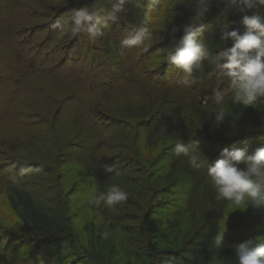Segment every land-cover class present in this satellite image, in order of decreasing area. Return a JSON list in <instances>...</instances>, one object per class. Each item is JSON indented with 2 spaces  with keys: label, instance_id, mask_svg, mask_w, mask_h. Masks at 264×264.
Instances as JSON below:
<instances>
[{
  "label": "rangeland",
  "instance_id": "1",
  "mask_svg": "<svg viewBox=\"0 0 264 264\" xmlns=\"http://www.w3.org/2000/svg\"><path fill=\"white\" fill-rule=\"evenodd\" d=\"M46 1L49 6L42 0H34L33 3L30 1L28 13L17 10L16 14H13L17 8L15 4H11L13 0H0V236L14 238L22 245L26 242L23 223L4 195L7 185H22L33 193L38 206L47 213L59 212L70 215L76 245L86 247L92 255L91 259L94 258L96 261L93 264L99 262L124 264L125 257L119 254L120 248L117 247L119 239L124 238V232L121 234L120 228L109 231L112 229L109 225L113 223L111 221H108L103 229L100 228L102 220L95 212V208L89 204L93 192L91 187L93 179L88 175L87 163L92 156V146L98 144L101 148L98 155L108 158L114 165V171L107 175L112 184L119 185L124 191L128 186L137 191L132 211L134 214L131 213L132 219L125 225L128 227V235L143 245L141 241L144 240V233L148 228L144 226L147 213H144V217L141 216L144 205L145 211L153 213V219L156 220L149 222L152 240L148 244L153 246V239H161L159 251L173 250L169 248L171 245L169 241L172 240L164 239L165 228L158 226L157 219L165 218L164 210L172 207L171 201H175L173 205L183 207L182 200L185 201L189 195V185L185 184L175 192L174 187L179 185L177 181L170 184L162 176L169 170L171 161L180 159L186 161L185 164L188 163L186 157H178L173 151L172 141L182 140L185 143V139L173 137L176 135L175 132L169 130V137L167 136L156 148L147 149L143 140L145 132L143 134L138 129L119 141L113 135L119 133L118 135L122 136V127L117 128L121 133L112 128L113 122L107 113L104 111L103 114L99 108L101 102L109 109L119 105V101L115 105L108 99L104 100L106 93H101L104 75L111 73L102 39L105 41L111 36L121 41L130 32L144 28L142 16L138 17L142 15L141 11L145 9L143 13L147 12L149 16L157 18V10L163 3L160 0H146L145 4L140 2L141 11L136 12L138 16L133 15L135 19L132 21L128 14L133 11L135 0H125L121 15L127 21L126 31L116 15L114 20L109 21L102 36L90 38L86 32L73 34L70 27L61 31L52 25L85 6L110 9L109 0H101V3L92 0L95 3L91 5L83 2L85 0ZM26 3L30 4L29 1ZM58 7H61V11H55ZM227 19L228 17L224 16L223 21L208 24L198 34L208 51L216 48L214 45L217 42L223 45L220 36H217L221 35ZM200 21V18H196L194 24ZM180 35L182 36V33ZM133 50L135 51V47L125 48L124 53ZM209 57L214 55L209 54ZM30 62H35L36 70L29 67ZM200 71L199 80L205 81V85L200 83V88L203 87L204 91L208 90L213 95L218 92L220 99L232 96L228 79L221 77L209 60L202 62ZM184 83L181 80L179 85L182 86ZM118 88L114 90L118 95L115 98L126 99ZM228 116L223 120L222 127L225 130L223 134L203 136L202 143L200 141L194 143L198 144L197 150L208 165L222 159L221 152L224 149H247L251 153L256 147L264 145V141L262 144V141L260 143L254 139L241 144L235 142L234 139L238 136L249 134L247 133L249 129L243 127L237 129L235 127L237 122H233ZM243 123L246 124V121ZM100 135L104 139L101 144ZM218 140L224 142L221 148L214 143H218ZM113 145H117L119 149L114 150ZM139 160L147 163L148 170L144 171V165ZM238 167L242 168L244 165L240 164ZM198 171L199 175L195 178L203 182L202 177L206 168ZM117 173L119 176H116ZM189 173L191 170L186 172V176H189L187 175ZM198 188L194 191L197 195L194 209L197 211L196 217L199 222L192 220L189 213L183 218L182 234L178 241L184 247V250L182 249L184 253L173 256L174 264H197L190 257L189 244L207 221V217L201 215L202 211L204 208L209 210L205 195L199 193ZM118 206L119 204L116 207ZM218 208L223 216L221 232L226 231L223 244L238 247L237 245L249 244L264 237V220L260 210L254 209L251 205L247 208L245 205L235 206L230 202L225 206L223 202L220 204L218 202ZM113 215L118 216V213ZM101 229L108 235L101 237L100 248L94 245ZM74 247L75 243L70 242L43 248L39 258L31 264L66 262L72 264L75 262L74 254L77 252ZM32 248V244L27 242L22 252L18 251L10 258L2 255V248L0 264H7L5 259L11 264H30L27 262V253ZM4 249L9 250V247L6 246ZM53 251L56 255L52 254ZM209 257V264H225L215 248L210 250ZM91 259L84 258V264H92L89 261ZM156 259L145 253L140 256L137 264H164L167 260L161 254Z\"/></svg>",
  "mask_w": 264,
  "mask_h": 264
},
{
  "label": "trees",
  "instance_id": "2",
  "mask_svg": "<svg viewBox=\"0 0 264 264\" xmlns=\"http://www.w3.org/2000/svg\"><path fill=\"white\" fill-rule=\"evenodd\" d=\"M28 1L29 3L30 1L31 3L34 2V0H13L11 4L17 6L16 10L13 11V14H16L17 10H22V12L28 13L31 6V3H26ZM93 1L85 0L83 2H87L91 5L95 3ZM95 1H100L101 3V0ZM145 1L146 0H135L133 11L128 14V17L132 21L135 19L133 15H137L136 12L138 13L139 10L141 11L142 6L139 3L143 2L145 4ZM160 1L163 4L157 10V18H154L152 15L149 16V13L147 14V12L143 13L145 9L141 11L142 15H137L139 18L142 16V21L144 22L143 26L152 33V39L140 47H135V51L133 50L134 53H132L133 51H125L124 53L125 48H121L120 40L117 38L113 39V37L109 36L105 41L103 39L101 41L104 43L103 50L107 56L106 59L108 61V66L111 68V73L104 75L105 77L101 84V93H106L103 98L104 100L106 99L107 101L108 99V101L115 105H117V102L119 101V105L115 107L112 106L109 109L104 107L106 106L104 105V102H101L99 108L102 110L103 114L105 111V113H107L106 115H108L109 119L113 122V125H111L112 128L119 129L122 127L121 130H123L122 136H119V133L113 136L121 141V138L130 136L133 130L136 131L140 129L142 133L145 132V134L143 133V140L147 149L156 148L157 145L162 143L167 136L169 137L170 131L175 132L176 135L173 137L184 138L186 144L199 141L202 143L203 136L210 137L218 135L219 133H224L225 130L224 127H222L223 122L220 125H216L215 123V115L217 111L220 108H223L227 113H225V118L229 115L228 117H231L233 122H237V126H235L237 129L241 127L247 130L249 129V131L246 130L249 134H245L244 136L237 135L238 137L234 139L235 142L241 144L244 141L254 139L258 142L260 141V143L262 141L263 144L264 98L259 99L253 105L248 107L234 104L232 102V96L227 98L228 96L225 95V98H221L220 102L217 103V95H213V93L208 90L204 91L202 89L203 87L200 88V83L205 85L204 79L199 80L201 67L199 69L194 68L191 75L187 77L188 82L181 86L179 84H181V80L184 81L187 74L177 66L168 63L166 59L168 50L180 39V34L182 33V31H180L172 34V27H182L190 22L195 23V19L200 18L201 21L199 24L204 28L208 24L213 25V23H216L218 20L223 21L224 16H227L228 19L225 23L234 21V27L239 29V32L242 34L245 30L244 25L242 24L243 17L245 15L251 16L256 10L240 11L242 6L237 0H224V2L213 0L209 12L202 18L199 13L201 7L207 2V0ZM42 2L49 6L46 0H42ZM50 5L52 6L51 2ZM60 8L61 7H58L55 11H61ZM259 12L260 14H264V8L259 9ZM122 13L123 10L118 12L117 17L120 18L121 26L122 28L125 27L124 31H126L127 21L123 19V15H121ZM6 25L5 28H7ZM219 36L220 35L218 34L217 37ZM214 46L216 47L214 48L215 51L214 49L209 50V54L215 56L221 50L223 45H221L220 42H217ZM227 47H231V42L228 43ZM29 67L36 70L35 62H30ZM116 88L119 89V92L123 93L122 95L123 97H126V99L115 98L118 97L117 91H114ZM243 121H246V124H244ZM102 131L105 132L104 129ZM118 131L120 132V130ZM103 140L104 139L100 135L99 144H101ZM96 143H98V139L96 140ZM172 143L174 146L176 141H172ZM214 143L221 148L224 142L218 140V143ZM92 147V156L87 163L88 175L93 179L91 182V187L93 188L91 197L96 193L106 191L108 187L113 185L110 178L107 177L110 173L105 172L101 168L102 164H110L111 162L108 158H103V156L98 155V152L100 151L99 149H101L98 144H95ZM113 147L114 150L119 149L117 145H113ZM139 158L142 159L140 156ZM139 162L143 163L144 171L148 170L146 162L141 160H139ZM184 162L186 163V161L180 159L171 161L169 170H167L166 174H162L170 184L171 182L175 184L177 181L179 185L174 187L175 192L184 187L185 184L189 185V195L185 201L182 200L184 206H175L173 205L175 201H171L170 205L172 207L168 210H164L165 218L160 217L157 219L158 226L165 228L163 234L166 236L164 239L170 238V240H172L169 241V244H171L169 248L173 250L159 251L160 247L158 245L160 244L161 239H153V246L148 244L150 243V240H152L150 237L152 233L150 234L151 228L149 222L150 220H154V216L153 213L145 211L146 206L144 205L142 207L144 212L141 216L144 217V213H147L145 216L146 220L144 218V226L149 229L147 228L144 233V240H140L143 245H141L140 242L139 244L137 240H133L130 237V234L128 235V227L125 225L132 219V214H134L132 211L134 210V201L137 196L136 189L133 190L130 186L126 185L128 186L126 187L128 199L125 202H122L121 205L119 204L118 207H116V205L111 208L105 206L97 208L89 203L95 208V212L102 220L100 228L103 229V226L107 224L108 221H111L113 223H109V225L112 229L109 231L119 230L120 228L121 234L124 232V238L119 239L117 243V247L120 248L119 254L125 257L124 264H137L140 256L145 253H147V255H152L155 260H157V256L161 254L167 260H171L173 264L175 263L173 261V256H180L184 253V247L181 242L178 241V237L182 234L181 225L183 218L189 213L192 220L196 223L199 222L196 217L197 211L194 209V205L197 204V195L194 191L196 190L195 188L198 187L197 190L199 193L201 192L205 195L204 197L209 210L204 208L201 213V215L203 214V216L205 215L207 217V221L189 244L191 245L189 252L190 257L193 258L197 264H209L210 250L215 248L218 255L225 261V264H236V249L241 245H237L238 247H232L223 244L222 248H220L214 244V237L217 233L221 232L220 224L223 217L221 212L219 213L218 202L219 204L220 202H223L224 206L229 202L218 200L216 198V193L210 183V179L207 177L206 171L203 173V182L198 181V178L195 177L199 175V171L191 168L188 163L185 164ZM190 170L191 173L187 174L189 176H186V172ZM116 176H119L118 173ZM120 179L123 180L122 177ZM4 195L17 217H19L23 223L26 242L22 245L14 238L0 236V249L3 248V254H0L10 258L18 251L22 252L24 245L26 248V244L29 242L30 245L32 244L33 248L27 253V262L31 264L32 261L39 258L40 252H42L43 248H50L52 245L57 246L59 244L73 242L75 243L76 247L74 248H76L77 252L74 254L75 260L73 261L75 262L72 264H84V258L91 259L92 255L86 250L85 246L76 245V235L74 236L73 230L71 229L72 218L69 217L70 215L68 216V214L65 215L59 212L58 214L47 213L38 206L33 193L22 185H7L4 190ZM260 211L264 220V210ZM113 213H118V216L113 215ZM155 221L156 220L153 222ZM119 222L121 223L119 224ZM102 229L98 234L97 243L94 245L99 246L100 248L102 246ZM152 238L155 237L152 236ZM165 242L167 241L165 240ZM6 246L9 247V250L4 249ZM186 248L187 247H185V249ZM52 254L56 255V252L53 251ZM4 261L7 264H11L6 259ZM89 261H91L92 264L96 262L94 261V258ZM99 264H102V262H99Z\"/></svg>",
  "mask_w": 264,
  "mask_h": 264
},
{
  "label": "clouds",
  "instance_id": "3",
  "mask_svg": "<svg viewBox=\"0 0 264 264\" xmlns=\"http://www.w3.org/2000/svg\"><path fill=\"white\" fill-rule=\"evenodd\" d=\"M110 9H95L88 6L75 10L69 17L57 20L52 27L61 31L70 27L73 34L86 32L90 38L102 36L109 21L114 20L118 12L123 10L125 0H109ZM213 0L201 7L199 15L203 18L209 12ZM224 2V0H219ZM242 6L240 11H253L251 16L242 19L244 32L234 27L235 22L224 24L220 41L223 47L214 57H209V51L204 41L198 35L203 26L192 22L181 26H174L172 34L182 31V36L167 52V62L191 75L194 68L199 69L202 62H209L221 77L229 81L232 102L245 107L253 105L264 98V14L259 9L264 8V0H237ZM232 29V30H229ZM152 39V33L146 28H139L130 32L121 41V48L140 47ZM231 42V47H227ZM214 92L216 90L214 89ZM217 103L220 102L216 92ZM225 118V111L220 108L215 115L216 125H220ZM198 144L184 143L178 140L174 145L176 156L187 158L188 164L195 170L206 168L207 177L216 193L218 200L228 201L235 206L251 205L254 209L264 210V145L256 147L251 153L247 149H224L222 159L208 165L198 152ZM243 164L244 167H238ZM101 168L108 173L114 171V165L102 164ZM128 199V193L117 184H113L106 191L94 194L89 203L99 208L114 207ZM225 232L217 233L214 244L222 248ZM107 233H102L106 237ZM236 264H264V237L255 242L241 245L236 249ZM164 264H173L171 260Z\"/></svg>",
  "mask_w": 264,
  "mask_h": 264
}]
</instances>
